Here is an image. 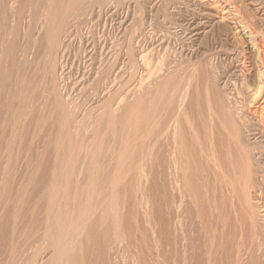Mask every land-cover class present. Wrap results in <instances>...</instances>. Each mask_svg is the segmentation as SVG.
Listing matches in <instances>:
<instances>
[{"label": "rangeland", "instance_id": "rangeland-1", "mask_svg": "<svg viewBox=\"0 0 264 264\" xmlns=\"http://www.w3.org/2000/svg\"><path fill=\"white\" fill-rule=\"evenodd\" d=\"M81 12L0 76V264H264V0Z\"/></svg>", "mask_w": 264, "mask_h": 264}, {"label": "bare ground", "instance_id": "bare-ground-1", "mask_svg": "<svg viewBox=\"0 0 264 264\" xmlns=\"http://www.w3.org/2000/svg\"><path fill=\"white\" fill-rule=\"evenodd\" d=\"M106 1L107 0H65V2L59 3L58 7L55 8V9H57L56 12L53 11L54 10V0H13L12 1L13 3H16L17 9H15V12H13V13H15V15H12V14L11 15L14 16V18L15 17L16 18L14 20V25L11 28H9L10 39L8 40V43L6 46L7 51L10 53L11 67L9 69L5 68L3 66L4 58L0 57V76L2 77V83L5 82L6 80H8L10 75L13 77V80H14V89H13V93H12L13 97H18L22 93V94H24V97L26 99V89L24 88L25 81L23 82L24 75L22 76V71H23L24 65L26 66L28 63L26 61L27 56H28V52H29L27 45L29 44V42H31V34H30L29 29L31 28L32 24L34 23L36 25L37 23H39L40 26H35V27L36 28L38 27L39 30L43 29L44 35H46L47 39L53 41L51 46H47L45 48L42 55H43V59H44L43 63L48 64V71H49L48 73H52V71L54 73V65H52L53 64L52 63V56L54 55L55 49L57 46V35L55 36V33H54L53 22H55V20L58 17L60 18L61 21L65 18L67 22L70 21V24L73 23L74 24L73 26L78 28L81 26L82 22L84 21L83 13L81 12L84 7H87L88 10L91 9L92 6H98L101 8L102 5H104ZM112 1H115L118 3L121 0H112ZM1 3H2V7H4L3 6V4H4L3 0H0V8H1ZM22 21H26V26H24V28L28 26L27 27L28 31L24 30L23 24H25V23L22 24ZM59 24H60V21H59ZM59 28H60V25H59ZM250 33H253V32L250 31ZM197 34H198V32H197ZM4 35H5V32L3 31V26L1 25V27H0V46L3 43ZM247 36H249V35H246V37ZM23 38H26L25 45H22L20 43L21 39H23ZM260 40H263V39H260ZM260 46L261 45H259V47ZM20 51H21V55L19 56ZM263 56H264V54H263ZM2 83L0 84V89L2 87ZM20 84L23 85L22 89L20 87ZM22 90H23V92H22ZM225 114H224V117H225ZM231 115H232V113H231ZM222 117H223V115H222ZM224 117H223V119L224 120L226 119V122H228L227 118H228V120L230 118L228 116L226 118H224ZM233 118H235V116H233ZM235 120L236 119H234L233 121H235ZM230 121H231V119L229 120V123H231ZM234 123H232L231 125L236 127L235 130H236L237 136L239 138H241V136L243 134L242 130H241L243 128L240 129L241 126L239 125L241 123V121L238 124L240 127L236 126L237 124L235 125ZM228 126H229V124H228ZM228 126H226V127L228 128ZM229 129H231V128L229 127ZM231 130L233 132V127ZM231 130L229 132H231ZM231 134H233V133H231ZM247 135H248V133H247ZM247 146L245 145L243 147L244 148L243 150H245L246 154L248 151L251 152V150H249V147H247ZM250 152H249V154H250ZM241 172L239 169V174H241ZM237 174H238V172H237ZM234 175H236V172ZM238 177H241V176L234 177V178H236L237 183L239 182V179L237 181ZM232 181H233V179H232ZM234 181H235V179H234ZM231 184H232V186H234L233 183H231ZM235 186H237L236 183H235Z\"/></svg>", "mask_w": 264, "mask_h": 264}]
</instances>
